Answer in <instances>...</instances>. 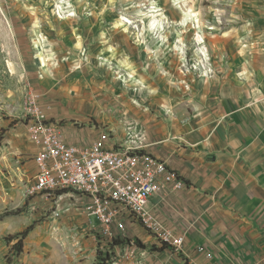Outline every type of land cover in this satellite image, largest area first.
<instances>
[{"label":"rangeland","instance_id":"1","mask_svg":"<svg viewBox=\"0 0 264 264\" xmlns=\"http://www.w3.org/2000/svg\"><path fill=\"white\" fill-rule=\"evenodd\" d=\"M235 2L0 0V264H103L106 256L107 264H202L188 247L213 260L206 245L185 239L179 252L156 251L165 248V234H184L155 219V230L127 222L113 232L125 243L111 245L114 238L103 236L91 215L90 198L73 189L52 198L27 195L33 169L27 123L34 99L55 125L95 128L139 147L132 143L142 140L135 110L165 122L162 98L173 87L188 76L212 81L226 73L220 36L249 23Z\"/></svg>","mask_w":264,"mask_h":264},{"label":"crops","instance_id":"2","mask_svg":"<svg viewBox=\"0 0 264 264\" xmlns=\"http://www.w3.org/2000/svg\"><path fill=\"white\" fill-rule=\"evenodd\" d=\"M235 3L245 8L249 23L220 36L219 63L226 73L212 81L188 76L184 86L173 87V95L162 98L165 122L135 110L142 136L132 142L140 145L136 149L162 161L186 185L153 194L147 210L172 233L184 234L187 244L206 245L212 261L187 250L202 264H264V0ZM201 51L207 56L206 48ZM55 126L66 145L103 140L109 149L129 147L95 128ZM135 130L129 129L128 138ZM29 144L28 183L37 173L36 147ZM130 225L139 226L135 219Z\"/></svg>","mask_w":264,"mask_h":264},{"label":"built area","instance_id":"3","mask_svg":"<svg viewBox=\"0 0 264 264\" xmlns=\"http://www.w3.org/2000/svg\"><path fill=\"white\" fill-rule=\"evenodd\" d=\"M29 114L27 134L36 147L33 162L37 173L26 188L27 195L52 198L73 189L89 197L91 215L107 238L114 231H123L132 219L155 230L157 222L147 210L149 198L162 190L178 191L186 186L162 161L136 148L109 149L103 140L87 146L66 145L57 127L39 113L34 99L29 100ZM162 239V245L172 251L182 250L183 236L165 234Z\"/></svg>","mask_w":264,"mask_h":264},{"label":"trees","instance_id":"4","mask_svg":"<svg viewBox=\"0 0 264 264\" xmlns=\"http://www.w3.org/2000/svg\"><path fill=\"white\" fill-rule=\"evenodd\" d=\"M113 238H114V237H113ZM112 243H113V244H111V245H113V246H118V245H122V244H124L125 242H124L123 240L118 239V238H114L113 241H112ZM127 243L130 244V243H132V242H131L130 240H128ZM135 245L138 246V247H140V248H142V249L145 248V247L141 244L140 241H136V244H135ZM163 246L166 247L165 244H163ZM154 249H155L156 251H160V250H161V248H156L155 246H154ZM102 262H103V264H107L108 262H110V258H109V256H106V258H105L104 260H102ZM97 264H102V263H97Z\"/></svg>","mask_w":264,"mask_h":264}]
</instances>
